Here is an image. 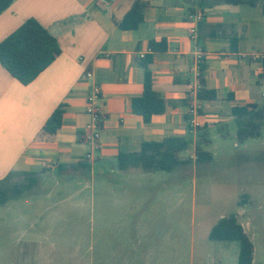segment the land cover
Wrapping results in <instances>:
<instances>
[{
    "label": "crops",
    "instance_id": "0c3cea01",
    "mask_svg": "<svg viewBox=\"0 0 264 264\" xmlns=\"http://www.w3.org/2000/svg\"><path fill=\"white\" fill-rule=\"evenodd\" d=\"M135 1L16 0L0 15V42L32 18L57 40L61 50L59 57L27 85L0 65V180L12 171L40 172L74 165L87 155L91 158L85 161L91 168L114 167L118 154L138 152L144 142L167 137L191 136L194 151L198 132L189 131L182 102L197 101L200 65L204 89L216 93L215 100L198 101L200 113L193 118L205 141H210L207 145L214 141L212 131L223 134L234 124L233 103L264 105L261 5L143 0L148 3L143 22L136 30L122 31L118 25ZM197 12L203 14V20L191 39L188 16ZM151 41L164 42L166 51L151 52ZM200 52L202 61L198 63ZM141 55L152 58L148 69L154 91L176 104L175 108L168 105L163 115L152 117L149 123L129 110L130 99L139 97L143 90ZM86 72L93 74L102 94L99 108L104 120L96 149L85 138V127L91 122L84 112L91 84L85 79ZM59 106L64 113L55 139L37 141L42 126ZM181 157L194 163L191 155ZM131 171L124 173L137 179L144 176V172L138 175L136 170L131 175ZM129 190L123 188L122 195L135 198L136 193ZM232 214L252 242V225L264 221V211L239 208Z\"/></svg>",
    "mask_w": 264,
    "mask_h": 264
},
{
    "label": "rangeland",
    "instance_id": "374dc122",
    "mask_svg": "<svg viewBox=\"0 0 264 264\" xmlns=\"http://www.w3.org/2000/svg\"><path fill=\"white\" fill-rule=\"evenodd\" d=\"M220 134L204 147L211 162L170 173L45 168L37 188L0 205V264H237L239 243L208 234L239 208L264 211V128L244 143L234 124ZM181 155L194 159L191 148ZM250 236L264 264V221Z\"/></svg>",
    "mask_w": 264,
    "mask_h": 264
},
{
    "label": "trees",
    "instance_id": "16d2710c",
    "mask_svg": "<svg viewBox=\"0 0 264 264\" xmlns=\"http://www.w3.org/2000/svg\"><path fill=\"white\" fill-rule=\"evenodd\" d=\"M16 0H0V15L6 11ZM108 2L112 0H106ZM220 4H248L250 6L261 5L264 12V1L262 0H215ZM148 3L137 0L124 16L119 29L122 31L136 30L143 22V11ZM149 50L153 53L164 52L167 46L164 42L148 43ZM233 49H235L233 47ZM61 54L57 40L43 28L35 19H27L24 23L0 42V65L8 74L22 85H27L36 79L46 68H48ZM152 58L144 56L139 60L143 68V90L139 97L129 101V110L132 114L142 118L144 123H149L154 116L163 115L168 105L175 108V103L166 102L153 89L152 74L148 69ZM199 83L201 89L197 93L199 102L215 100L216 93L204 89L203 67L199 66ZM184 108V119L190 121L188 101L182 102ZM63 106L57 107L46 120L39 131L36 140L50 142L55 139L57 131L62 125ZM200 113V110L198 111ZM234 125L236 126V140L244 143L254 140L261 135L264 128V105L233 103L231 110ZM189 131L192 129L189 127ZM197 130L199 138L194 146L195 164L211 162L212 156L203 149L204 145L210 143L205 141L202 129ZM192 144L191 136L167 137L159 142H144L138 152L120 153L115 158L114 168L121 172L139 170L149 172H173L179 167L189 165L191 158H182L181 154L189 150ZM82 172V175L91 173L92 168L88 162L83 160L74 165H59L56 176L67 177L70 172ZM43 171L40 172H18L12 171L0 180V205H5L9 200H14L38 187ZM208 239L210 241L238 242L239 254L238 264H252L254 247L242 226L238 223L234 214H230L217 221L211 228Z\"/></svg>",
    "mask_w": 264,
    "mask_h": 264
},
{
    "label": "built area",
    "instance_id": "2783aa9c",
    "mask_svg": "<svg viewBox=\"0 0 264 264\" xmlns=\"http://www.w3.org/2000/svg\"><path fill=\"white\" fill-rule=\"evenodd\" d=\"M190 22L189 36L191 39H195L196 30L198 24L203 20V14L201 12L193 13L188 16ZM144 55H141L140 58H143ZM196 60L198 63L202 61V53H198ZM85 79L90 81V87L85 96V109L84 112L87 116L90 117L91 122L85 127V138L88 144H93L94 148H97L96 143L99 140L100 125L104 120L103 113L99 108V102L101 100L102 94L100 87L93 82V74L91 72L85 73ZM200 105L198 100L193 104H190L189 113L190 121L189 126L192 130L197 129L200 125L198 122L193 121V118L197 117L199 114ZM192 119V120H191ZM91 158L90 155H87L85 160L89 161Z\"/></svg>",
    "mask_w": 264,
    "mask_h": 264
}]
</instances>
